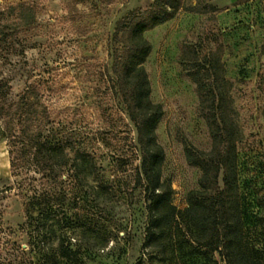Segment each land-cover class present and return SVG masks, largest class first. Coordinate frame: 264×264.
<instances>
[{"label": "rangeland", "instance_id": "1", "mask_svg": "<svg viewBox=\"0 0 264 264\" xmlns=\"http://www.w3.org/2000/svg\"><path fill=\"white\" fill-rule=\"evenodd\" d=\"M154 1L0 0V105L17 101L29 84L43 81L59 112H73L81 129L101 132L104 143L95 152L107 158L106 179L125 192L108 205L126 237L107 254V263L241 264L221 246L218 230L211 231L213 216L205 220L203 233L191 236L177 221L155 245H145V194L135 185L132 164L122 162L136 130L109 87L108 78L114 77L109 39L121 17ZM176 2L180 7L171 19L144 32L151 45L144 62L150 98L163 109L156 129L165 156L162 178L171 186L172 204L186 209L202 174L188 162L186 147L210 153L216 144L207 115L212 101L200 97L196 78H221L217 91L235 139L243 249L264 260V0ZM5 123L0 115V258L5 264H29L22 251L28 248L25 215L12 188L9 146L2 136ZM222 179L221 172L219 190Z\"/></svg>", "mask_w": 264, "mask_h": 264}, {"label": "trees", "instance_id": "2", "mask_svg": "<svg viewBox=\"0 0 264 264\" xmlns=\"http://www.w3.org/2000/svg\"><path fill=\"white\" fill-rule=\"evenodd\" d=\"M179 7L176 0H155L147 8L135 9L116 22L109 39L114 74L108 78L109 87L121 98L124 113L136 130L122 162L132 164L135 185L142 186L145 194V245H155L160 234L177 221L191 236L203 233L208 227L205 220L213 216L211 231L218 230L221 246L230 249L233 258L241 264H264L243 249L235 139L217 91L221 78L210 82L196 78L200 97L209 95L212 101L207 115L213 121L216 144L210 153L186 147L188 162L202 172L200 189L190 193L186 209L177 210L172 204L171 186L162 178L165 156L156 129L163 109L150 98L144 62L151 45L144 32L171 19ZM5 85L1 86L3 93ZM50 89L43 81L34 82L17 101L0 105V115L6 119L2 136L8 142L15 178L12 188L18 191L25 215L28 248L22 251L29 264H109L107 254L120 246L126 234L108 205L125 192L114 180L106 179L108 169L103 161L107 158L95 152L96 145L104 143L101 132L81 129L73 112H59ZM135 160L139 164L134 165ZM118 161L112 162L117 165ZM221 172L223 187L219 190ZM215 189L218 192L210 199L205 196ZM4 261L0 258V264Z\"/></svg>", "mask_w": 264, "mask_h": 264}]
</instances>
